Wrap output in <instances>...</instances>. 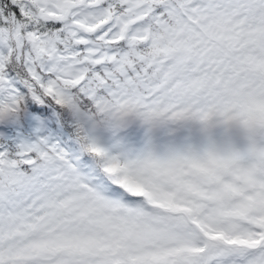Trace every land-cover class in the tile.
<instances>
[{"label":"snow or ice","instance_id":"snow-or-ice-1","mask_svg":"<svg viewBox=\"0 0 264 264\" xmlns=\"http://www.w3.org/2000/svg\"><path fill=\"white\" fill-rule=\"evenodd\" d=\"M0 264H264V0H0Z\"/></svg>","mask_w":264,"mask_h":264}]
</instances>
